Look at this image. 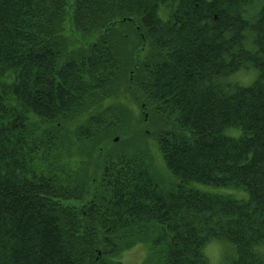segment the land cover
Segmentation results:
<instances>
[{
    "label": "trees",
    "instance_id": "1",
    "mask_svg": "<svg viewBox=\"0 0 264 264\" xmlns=\"http://www.w3.org/2000/svg\"><path fill=\"white\" fill-rule=\"evenodd\" d=\"M68 2L0 0V264H119L136 242L155 264H208L211 241L235 249L229 264H264V0ZM241 70L252 83L230 79ZM126 72L148 113L105 157L106 129L128 132L98 108ZM142 130L168 187L133 148Z\"/></svg>",
    "mask_w": 264,
    "mask_h": 264
},
{
    "label": "rangeland",
    "instance_id": "2",
    "mask_svg": "<svg viewBox=\"0 0 264 264\" xmlns=\"http://www.w3.org/2000/svg\"><path fill=\"white\" fill-rule=\"evenodd\" d=\"M73 2V0H69L68 2V8L70 7V4ZM121 27V26H120ZM127 25H122V30H125ZM65 34H67L70 37L74 38H79L76 36V34L73 35V33L70 31L69 26H66L65 29ZM125 37V42L127 43L126 47L124 46L125 43H120L121 47H125L122 51V53L128 57L130 50L132 47H134L135 43H132L133 37H129V33L125 34L122 33ZM127 36V37H126ZM76 40L75 42L80 44L82 41ZM141 51L145 52L146 49ZM124 57V56H123ZM125 58V57H124ZM255 71V70H254ZM239 72V73H238ZM237 75H233L230 77L232 81H242L239 82L241 84L247 85L252 83L254 80V76L251 73V71L244 70V71H238ZM256 72V71H255ZM128 73L121 75L120 78L118 79L119 84H118V91L115 92L114 97L110 98V102L108 103V110L109 112L105 109L106 107L98 108V110H102V112H107L105 113L106 118H111V119H117L124 117V119L121 118V126H123L127 132L128 136L125 138V136L121 133H119L118 129L113 127H109V129H106L108 132H114V130H117L115 133H113L112 137L114 138L117 136L118 139H116L114 142H112L110 147H106L104 149L105 157L106 156H113L116 151L121 150L122 148H125L124 146L127 144H132L131 142V137H130V130L132 128L131 125H134L135 128H141L143 125H145L144 118H146L147 115V108L145 105H141V102H137L135 100H129V95L124 94L123 90L126 88L125 86L128 83ZM252 74V75H251ZM253 76V77H252ZM249 78L250 81H249ZM129 100L130 102L127 103L128 107H123L125 108V111L121 109V106ZM97 112V111H93ZM108 123V121L106 122ZM130 128V129H129ZM147 128L144 126V129ZM144 133H140L138 137V146L133 145V148L135 149V152L141 154L143 158L145 159L146 164L150 167V169L156 174V177H158L161 181V184H165L166 187L170 186L172 184V179L169 176L167 172V168L164 164L163 158L158 150L157 144L154 140L155 137H153L150 134L145 133L144 130H142ZM229 133L231 135H237L238 134V129L235 128H230L228 129ZM147 134V135H146ZM122 137L124 139H122ZM135 142V140H134ZM133 142V143H134ZM72 147V157L74 161L80 162V167L81 169H86L88 166V162L90 159L89 158V153L91 152L90 146L84 145L81 142H74ZM132 149V146L130 147ZM128 150V149H124ZM81 155H83L81 157ZM81 160L85 161H80ZM195 186L206 190V191H212V192H217V193H233L237 198H245L246 197V192L242 188L238 187H218V186H212V185H203L199 183H195ZM258 249L264 254V244H261L258 246ZM204 253L207 257L208 264H229V260H231L233 257H235V249L228 243L226 242H220V241H211L209 243H206L204 246ZM115 260L120 261L119 264H155L152 259L148 256L146 252V247L144 243L141 242H136L134 243L131 247H128L121 252L117 254V257Z\"/></svg>",
    "mask_w": 264,
    "mask_h": 264
}]
</instances>
